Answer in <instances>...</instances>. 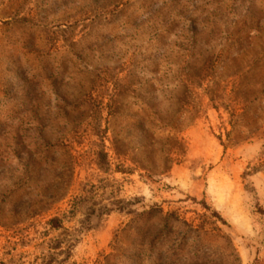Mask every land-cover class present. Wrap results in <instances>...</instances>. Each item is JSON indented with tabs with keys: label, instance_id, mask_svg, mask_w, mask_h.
<instances>
[{
	"label": "rangeland",
	"instance_id": "obj_1",
	"mask_svg": "<svg viewBox=\"0 0 264 264\" xmlns=\"http://www.w3.org/2000/svg\"><path fill=\"white\" fill-rule=\"evenodd\" d=\"M0 264H264V0H0Z\"/></svg>",
	"mask_w": 264,
	"mask_h": 264
}]
</instances>
